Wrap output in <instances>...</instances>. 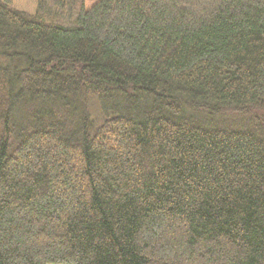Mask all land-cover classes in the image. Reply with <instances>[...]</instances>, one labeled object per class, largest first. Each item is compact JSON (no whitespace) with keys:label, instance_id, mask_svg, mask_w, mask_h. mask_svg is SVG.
<instances>
[{"label":"trees","instance_id":"trees-1","mask_svg":"<svg viewBox=\"0 0 264 264\" xmlns=\"http://www.w3.org/2000/svg\"><path fill=\"white\" fill-rule=\"evenodd\" d=\"M11 2L0 264H264V0Z\"/></svg>","mask_w":264,"mask_h":264},{"label":"rangeland","instance_id":"rangeland-1","mask_svg":"<svg viewBox=\"0 0 264 264\" xmlns=\"http://www.w3.org/2000/svg\"><path fill=\"white\" fill-rule=\"evenodd\" d=\"M97 0H84V8L88 9L90 8ZM36 3L37 0H12L11 5L12 7L25 11L27 13H33L36 8ZM0 65L3 66L4 63L0 61ZM121 97V98H120ZM94 98V99H89L85 103H80L82 106V110L85 112V114L88 116L91 122H94L96 124H99L104 116V111L112 108H122V111L127 110L128 108L132 107V102L129 97L125 96H118L116 97L113 96L112 98ZM71 103H77V101H74L76 99L70 98ZM80 106V107H81ZM135 106V104H133ZM20 109V108H19ZM21 111L19 112V116L22 117L23 113V108L20 109ZM79 110V109H78ZM52 111L56 113V108H53ZM69 113L68 111H66ZM56 114H60L61 117H64L61 112H57ZM80 114V112H79ZM190 115V114H189ZM59 116V115H58ZM65 118V117H64ZM238 119H232L229 118L227 121L223 120L225 123L229 124L228 126H239L237 124Z\"/></svg>","mask_w":264,"mask_h":264}]
</instances>
